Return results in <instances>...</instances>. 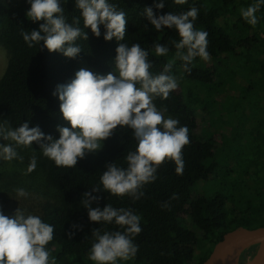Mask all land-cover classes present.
Here are the masks:
<instances>
[{"label": "trees", "instance_id": "trees-1", "mask_svg": "<svg viewBox=\"0 0 264 264\" xmlns=\"http://www.w3.org/2000/svg\"><path fill=\"white\" fill-rule=\"evenodd\" d=\"M110 2L126 13L125 43L129 46L139 43L148 50L154 43L168 44L169 57L175 52L169 42L179 39L177 33L167 29L157 32L142 15L143 9L153 7L157 15H162L195 6L199 9L195 27L209 33L211 60L204 62L197 58L191 74L184 72L182 62L177 60L172 72L179 80V88L168 100L155 101L158 107L167 106L166 115L189 128L191 143L183 149V174H176L174 163H165L158 169V179L145 186V196L140 200L133 203L129 197L118 198L102 191L99 193L102 199L93 207L103 208L106 204L131 207L142 217L143 231L135 238L139 246L136 257L118 264H202L226 232L238 226H264V5L257 13L259 23L253 28L239 10L256 0H187L184 5L165 0L163 9L154 7L157 0ZM63 7L69 23L73 16L80 15L75 0H67ZM29 8L27 0H0V45L7 51V64L0 77V121H9L12 127L28 122L30 128L39 126L43 133L58 139L57 126L70 125L62 117L58 96L53 95L57 85L75 78L76 64L81 58L100 72L112 71L118 44L115 38L104 40L105 29L101 26L100 37H95L90 28L85 29L88 39L77 41L82 51L74 59L50 53L43 42L30 48L21 31L38 29L40 22L33 23L26 17ZM79 26L83 28L82 18ZM169 57H155L150 51L152 71L159 72ZM239 79L247 81L251 88L245 106L248 102L251 111L256 109V119L254 122L250 116L248 130H239L243 143L240 141L234 151L224 148L218 154L207 136L197 131L199 111L202 107L206 111L211 108L209 101L205 103L214 97L210 85ZM194 93H200L201 102H190ZM136 144L132 131L121 129L103 142L101 150L78 160L76 168H60L46 158L47 183L41 187L53 195L39 205L42 212L38 215L55 228L54 240L48 248L57 264H94L88 259L92 229H116L114 225L89 221L87 209L80 202L82 194L100 183L108 163L127 167L124 156L134 151ZM199 181H217L226 187L209 197L193 195ZM13 183L10 177L4 181L5 189H0V210L9 217L14 214L8 203L9 193L14 191L9 186ZM174 193L178 199H170ZM166 201L170 202V210L161 208ZM185 217L193 228L182 222ZM69 232L75 235L70 238ZM256 246L242 251L241 264L249 251L254 255Z\"/></svg>", "mask_w": 264, "mask_h": 264}, {"label": "clouds", "instance_id": "clouds-1", "mask_svg": "<svg viewBox=\"0 0 264 264\" xmlns=\"http://www.w3.org/2000/svg\"><path fill=\"white\" fill-rule=\"evenodd\" d=\"M67 0H27L30 8L26 17L39 28L21 31L28 47L40 45L47 50L76 58L82 49L78 40H87L85 29L100 37L101 26L105 29L104 40L117 41L113 72L107 75L93 73L84 68L75 73V78L57 85L54 96L60 101V112L70 127L57 126L59 138L43 133L39 126L29 127L28 122L12 127L7 120L0 121V159L23 162L17 148H31L33 143L40 146L43 156L60 168H76L78 160L102 148L105 140L117 130L130 129L136 140L134 151L124 156L127 167L115 162L106 165L100 183L82 194L81 204L87 209L90 222L114 225L116 230L92 229V244L88 259L94 264H118L130 261L138 253L135 238L143 231L142 217L131 207H113L99 204L106 192L118 198L129 197L133 203L145 196L146 185L158 179V169L165 163L175 164V172L182 175L185 167L183 149L191 143L189 128L180 126L178 119L170 115L166 105L157 106L155 101H166L179 88V80L173 74L176 61L182 62L183 71L191 74L194 61L209 62V33L195 27L199 9L195 6L179 13L157 15L153 7H145L142 15L157 32L174 30L179 39L169 43L175 49L169 57L170 47L164 43H154L151 50L139 43L129 46L125 43L127 34L126 13L110 0H75L79 16H73L71 23L65 15ZM176 5H184L187 0H173ZM165 0L154 3L156 9H163ZM264 0H256L240 15L253 28L259 23L257 13ZM83 20V28L80 22ZM148 26L145 25V28ZM155 57H169L159 72L152 71ZM115 73V74H114ZM37 157L31 156L27 173L35 171ZM17 198L29 194L17 188ZM97 193V195H93ZM170 199H178L174 193ZM170 210V202L161 204ZM78 226L73 225V228ZM55 228L41 216L26 214L19 207L9 217L0 210V264H57L48 245L54 240ZM69 237L75 232H69Z\"/></svg>", "mask_w": 264, "mask_h": 264}, {"label": "rangeland", "instance_id": "rangeland-1", "mask_svg": "<svg viewBox=\"0 0 264 264\" xmlns=\"http://www.w3.org/2000/svg\"><path fill=\"white\" fill-rule=\"evenodd\" d=\"M6 64H7V51L3 46L0 45V77L2 76L5 70ZM81 68H84L86 70L92 71L93 73L101 74V75H107L109 72H113V70L108 72H100L89 66L86 60L83 58L78 60L76 64L75 73ZM240 82H241L240 80H237L234 83H227L226 81H221L218 84V87L216 86V89H218L219 92L221 91L226 93L230 91L231 93H238L241 91ZM211 86L212 85H210V87ZM219 95L216 98L218 102L221 101V94ZM201 100H202V96L200 95V93L191 94L190 102L193 101L201 102ZM208 101L209 100H207L205 103H207ZM209 105L213 106L211 102H209ZM214 108L215 109H212V111L218 110L217 106H215ZM210 110L211 108H209L208 111L203 110V107L202 110L200 109L199 111L200 114L198 116L197 131L199 133H204L207 137H210L209 136L210 130L215 129L214 131L215 134L213 138L216 139L215 145H217V152L218 154H220L222 153V147H223L222 145H225V139L224 136H222V134L224 133L223 131L224 129H222L221 123L217 120L216 117L217 115H214V117L210 116L209 114ZM210 126H212V128H209ZM0 143H7V142L0 139ZM237 143L238 142L235 141L232 142V144H230V147L233 149L235 147V144ZM17 151L19 155L24 158L23 162H20L18 160L7 162L0 159V189L1 188L5 189V186H3L4 181L8 180L10 177H13L14 185L9 186L14 189V191H10L9 193L11 194V198L8 201L10 206V212H15V210L19 207L20 209L24 210L26 214L38 215L42 212L39 205H43L46 201L50 200L51 195H53L52 192L48 193L45 187H41L43 184L47 183L46 157L43 156L42 152L40 151V146L36 143H33L31 148H23V147L17 148ZM33 155L37 157V167L35 171L31 173H27V167L30 162L31 156ZM224 186L225 185L223 183L219 184L217 181H207V182L199 181L193 189V195H204L206 197H209L213 193L222 189L221 187L224 188ZM17 188L25 189L29 195L26 198L18 199L15 191ZM182 222H184L187 227L193 228L191 227L192 225L187 219V217L183 218ZM257 247L258 245L255 248L254 255L257 252ZM254 255L251 256V252L249 251L246 254L244 264L252 260ZM235 262L237 264H241L240 256L239 258L236 257Z\"/></svg>", "mask_w": 264, "mask_h": 264}, {"label": "flooded vegetation", "instance_id": "flooded-vegetation-1", "mask_svg": "<svg viewBox=\"0 0 264 264\" xmlns=\"http://www.w3.org/2000/svg\"><path fill=\"white\" fill-rule=\"evenodd\" d=\"M240 80V79H239ZM240 86L241 91L238 93H231L228 92H219L218 89H216V86L218 87V84H212L211 87H213L214 90V97L209 100L213 106H211L210 110V116L214 117V115H217V120L221 123L222 129H224V133L222 136H224L225 139V145H222V151L224 148L229 149L230 151H234V148L232 149L230 147V144L232 142H238L237 144H240V141H242V132H245L248 130L250 126V116L254 118V122L256 119V109L252 110L250 109V103L247 102V108L245 106L246 101L245 97L248 95L249 91L251 90L249 84L245 80H240ZM228 83V82H227ZM221 94V101L218 102L216 99L218 95ZM220 96V95H219ZM217 106L218 110L212 111V109H215L214 107ZM258 115L260 112H257ZM239 126L240 129H236V127ZM209 128H212L210 126ZM215 129H211L209 136L207 139L215 145L216 139L213 138L215 134ZM244 141H242L243 143ZM235 144V146L237 145ZM217 148V145H215Z\"/></svg>", "mask_w": 264, "mask_h": 264}, {"label": "water", "instance_id": "water-1", "mask_svg": "<svg viewBox=\"0 0 264 264\" xmlns=\"http://www.w3.org/2000/svg\"><path fill=\"white\" fill-rule=\"evenodd\" d=\"M263 241L264 226L257 228L238 226L224 234L223 238L215 244L212 252L202 264H230V261L236 260V257L239 258L246 247L258 245ZM238 246L240 251L235 257V250Z\"/></svg>", "mask_w": 264, "mask_h": 264}, {"label": "bare ground", "instance_id": "bare-ground-1", "mask_svg": "<svg viewBox=\"0 0 264 264\" xmlns=\"http://www.w3.org/2000/svg\"><path fill=\"white\" fill-rule=\"evenodd\" d=\"M240 251V247L238 246L235 250V257L237 256L238 252ZM234 257V258H235ZM230 264H237L233 259L230 261ZM246 264H264V241L258 244L257 252L252 260L247 262Z\"/></svg>", "mask_w": 264, "mask_h": 264}]
</instances>
